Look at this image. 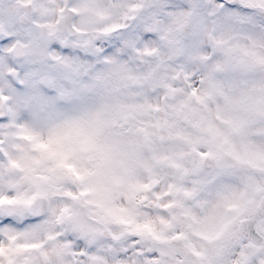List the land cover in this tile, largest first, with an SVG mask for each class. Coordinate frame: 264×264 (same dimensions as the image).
Returning <instances> with one entry per match:
<instances>
[{
	"label": "snow or ice",
	"instance_id": "6c2138e0",
	"mask_svg": "<svg viewBox=\"0 0 264 264\" xmlns=\"http://www.w3.org/2000/svg\"><path fill=\"white\" fill-rule=\"evenodd\" d=\"M0 264H264V0H0Z\"/></svg>",
	"mask_w": 264,
	"mask_h": 264
}]
</instances>
